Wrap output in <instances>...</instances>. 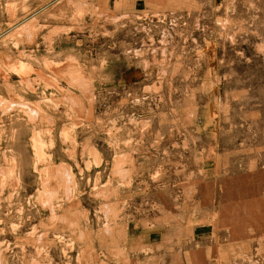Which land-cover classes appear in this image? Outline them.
Returning a JSON list of instances; mask_svg holds the SVG:
<instances>
[{"label":"rangeland","instance_id":"374dc122","mask_svg":"<svg viewBox=\"0 0 264 264\" xmlns=\"http://www.w3.org/2000/svg\"><path fill=\"white\" fill-rule=\"evenodd\" d=\"M0 264H264V0H0Z\"/></svg>","mask_w":264,"mask_h":264}]
</instances>
